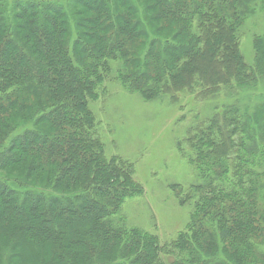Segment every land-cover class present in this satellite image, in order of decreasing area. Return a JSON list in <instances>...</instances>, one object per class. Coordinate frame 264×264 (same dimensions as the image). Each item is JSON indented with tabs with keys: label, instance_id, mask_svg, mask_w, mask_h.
Wrapping results in <instances>:
<instances>
[{
	"label": "trees",
	"instance_id": "trees-1",
	"mask_svg": "<svg viewBox=\"0 0 264 264\" xmlns=\"http://www.w3.org/2000/svg\"><path fill=\"white\" fill-rule=\"evenodd\" d=\"M257 11L264 0H0V264H264V101L239 98L264 82V32L251 64L239 40ZM114 68L144 100L234 98L178 142L201 181L187 197L172 186L192 210L163 246L126 226L143 188L96 132L89 102Z\"/></svg>",
	"mask_w": 264,
	"mask_h": 264
},
{
	"label": "rangeland",
	"instance_id": "rangeland-1",
	"mask_svg": "<svg viewBox=\"0 0 264 264\" xmlns=\"http://www.w3.org/2000/svg\"><path fill=\"white\" fill-rule=\"evenodd\" d=\"M259 32H264L262 11L251 14L241 28L240 49L249 64L253 61V37ZM98 92L97 100L89 105L105 154L132 162L133 177L143 188L140 195L124 201L119 214L127 227L155 234L163 246L185 227L192 210L193 196L181 204L172 186L179 185L182 197H187L189 186L201 181L181 155L178 142L191 123L212 113L215 104L234 98L221 91L209 98L176 92L144 100L123 87L115 68ZM242 97H248L249 103L264 101V82L259 80L257 87L244 90Z\"/></svg>",
	"mask_w": 264,
	"mask_h": 264
}]
</instances>
